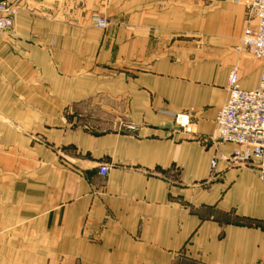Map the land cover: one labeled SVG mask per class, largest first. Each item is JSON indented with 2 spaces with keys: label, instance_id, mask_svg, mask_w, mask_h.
I'll return each mask as SVG.
<instances>
[{
  "label": "crops",
  "instance_id": "1",
  "mask_svg": "<svg viewBox=\"0 0 264 264\" xmlns=\"http://www.w3.org/2000/svg\"><path fill=\"white\" fill-rule=\"evenodd\" d=\"M6 1L0 264H264V180L212 140L231 69L260 81L246 2Z\"/></svg>",
  "mask_w": 264,
  "mask_h": 264
},
{
  "label": "built area",
  "instance_id": "2",
  "mask_svg": "<svg viewBox=\"0 0 264 264\" xmlns=\"http://www.w3.org/2000/svg\"><path fill=\"white\" fill-rule=\"evenodd\" d=\"M242 1V0H237ZM256 20L254 27L246 26L242 45L252 56L261 62L262 72L256 89L246 91L239 86L238 73L233 68L227 79V99L219 108L215 118L212 140L215 145L233 144L235 148L226 158L230 167L249 169L264 180V0H243ZM18 8L6 0H0V34L10 33L15 25ZM94 27L104 28V18H92ZM177 127L189 133L192 122L186 114H175ZM122 129L134 131L132 123L120 124ZM218 158L210 161L209 175L216 171ZM107 165L99 168L106 175Z\"/></svg>",
  "mask_w": 264,
  "mask_h": 264
},
{
  "label": "rangeland",
  "instance_id": "3",
  "mask_svg": "<svg viewBox=\"0 0 264 264\" xmlns=\"http://www.w3.org/2000/svg\"><path fill=\"white\" fill-rule=\"evenodd\" d=\"M237 1V0H236ZM248 10L250 11V9H249V7H248ZM97 17H100L99 15H93L92 16V18H97ZM100 18H104V17H100ZM105 19V18H104ZM178 114H186V115H188L189 117H190V120H191V122H192V118H191V115L188 113V112H181V113H178ZM174 117V116H173ZM173 123H174V125H176L177 126V124L175 123V119L173 118ZM192 125H193V122H192Z\"/></svg>",
  "mask_w": 264,
  "mask_h": 264
},
{
  "label": "bare ground",
  "instance_id": "4",
  "mask_svg": "<svg viewBox=\"0 0 264 264\" xmlns=\"http://www.w3.org/2000/svg\"><path fill=\"white\" fill-rule=\"evenodd\" d=\"M107 27V25L104 27V28H106ZM95 28H98V27H95ZM104 28H100V29H104ZM242 39H243V36L241 37V43H242ZM251 53V52H250ZM236 70H237V68L236 67H234ZM233 69V68H232ZM231 69V70H232ZM240 86V85H239ZM242 89V88H241ZM217 116V115H216Z\"/></svg>",
  "mask_w": 264,
  "mask_h": 264
}]
</instances>
